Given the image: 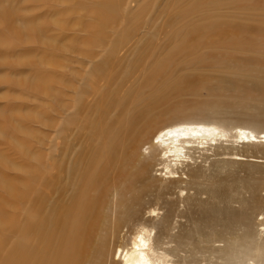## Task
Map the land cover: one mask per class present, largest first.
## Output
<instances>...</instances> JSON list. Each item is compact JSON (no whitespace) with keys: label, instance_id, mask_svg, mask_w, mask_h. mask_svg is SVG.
I'll use <instances>...</instances> for the list:
<instances>
[{"label":"bare ground","instance_id":"bare-ground-1","mask_svg":"<svg viewBox=\"0 0 264 264\" xmlns=\"http://www.w3.org/2000/svg\"><path fill=\"white\" fill-rule=\"evenodd\" d=\"M87 1L76 0L75 8L80 9ZM97 1L91 0L95 6ZM125 2L98 1L92 12L96 34H106L114 24L105 16H117L115 10ZM223 3H232L238 9L246 4L254 8L264 6V0H177L174 16H193L198 11L207 14L179 26L173 46L150 67L145 86L166 78L170 69L184 60L191 67L213 65L234 72L250 69L264 75V27L253 32L246 26H230L223 16L208 14ZM138 9L139 6L127 8L130 16H135ZM241 54L246 55L240 57ZM227 80L217 82L210 93L204 90L202 94L210 102L192 108L199 112H223L225 117L228 112L233 113L231 118L246 123L264 121V77L249 86ZM192 82H201L200 86L206 88L205 80L197 78ZM93 85L102 88L98 83ZM178 86L174 84L171 93H176ZM89 95L85 104L90 121L82 127L86 137L81 147L68 156L62 150L61 160L51 157L45 177L36 172L17 176L11 194L15 212L8 214L0 207V223L9 225L15 235L12 248L7 250V240L0 234V264H188L186 259L197 253L215 254L213 264H264V131L245 125L228 131L175 118L151 129L158 119L147 116L144 133L135 136L133 131L139 119L134 110L135 96L117 117L108 119L103 109L107 102L88 101ZM118 96L116 92L102 100L114 101ZM182 110L179 106L171 109L175 115ZM77 113L75 107L71 115ZM211 156L222 157L225 167L231 166L225 161L231 158L236 168L248 157L254 162L250 166L252 174H259L251 177L247 187L235 191L205 184L189 194L187 190L203 178L201 164ZM195 177L194 182H189ZM163 182L167 188L178 189V196L163 204L162 217L155 226L150 225L154 218L149 215L129 234L132 238L122 233L125 214L140 203V188ZM57 187L60 192L56 196ZM248 189L250 197L246 198ZM183 192L185 197H180ZM202 194L206 201L200 198ZM52 197L55 202L47 209ZM180 200L199 212L204 207L209 225L218 228L219 233L203 232L199 235L201 241L167 237L176 226V221L173 225L172 222L178 217ZM3 202L8 200L3 198Z\"/></svg>","mask_w":264,"mask_h":264},{"label":"rangeland","instance_id":"rangeland-1","mask_svg":"<svg viewBox=\"0 0 264 264\" xmlns=\"http://www.w3.org/2000/svg\"><path fill=\"white\" fill-rule=\"evenodd\" d=\"M75 1L0 0V207L8 214L15 212L11 194L17 176L26 177L36 172L45 177L51 157L61 160L64 158L60 153L62 150L68 156L83 144L86 131L83 133L82 127L90 121L85 104L88 93V101L107 102L103 109L108 119L117 117L127 101L135 96L134 110L139 116L133 131L135 136L144 133L147 116L158 119L151 129L175 118L180 122L216 125L228 131L239 125L264 131V121L246 123L231 118L233 113L228 112L227 118L223 112H199L192 108L210 102L202 92L208 90L210 93L217 87V82L232 79L249 86L255 79L264 77L250 69L234 72L213 65L191 67L184 60L177 62L166 78L145 86L150 67L173 46L179 26L200 20L206 11H198L193 16H174L177 0H126L124 6L115 10L117 16H105L114 25L102 35L93 29L95 16L92 12L98 7L99 0L97 6L89 0L80 9L75 8ZM185 1L195 3L199 0ZM127 6H139L135 16H130ZM208 14L223 16L230 26H246L253 32L264 27V6L254 8L246 4L238 9L232 3H223ZM113 49L116 51L111 53ZM197 78L205 80L206 88L200 86L201 82L193 84L192 80ZM161 82L165 83L164 88ZM94 83L102 88L98 89ZM174 84L179 85L178 91L171 93ZM199 90L201 92L197 94ZM116 92L119 96L114 101L102 100ZM177 106L183 110L175 115L171 109ZM75 107L78 113L71 115ZM254 156L260 159L259 155ZM245 158L242 166L236 168L231 164L234 163L231 158L225 160L231 166L225 167L222 157L211 156L201 164L203 178L187 192L192 194L205 184L228 191L247 187L251 177L259 173L252 174L250 166L254 162ZM238 178L244 182L240 183ZM195 180L196 177L189 182ZM140 189L139 205L132 206L125 214L122 233H128V236L149 215L154 218V224L150 225L155 226L162 217L163 204L178 196V189L167 188L164 182ZM250 191H245L246 198L250 197ZM59 192L60 187H57L55 195ZM184 195L185 192L179 196ZM205 196L200 195L202 201H206ZM3 198L8 203L3 202ZM54 202L55 197H52L47 209ZM177 207L178 217L172 222L173 225L176 221V226L167 237L201 241L199 235L203 232L219 233L218 228L209 225L210 218L204 207L199 212L194 206L188 208L181 200ZM154 209L160 210L150 213ZM0 234L7 240L6 249L10 250L15 235L9 225L0 223ZM196 255L186 259L188 264H213L216 261L215 254Z\"/></svg>","mask_w":264,"mask_h":264}]
</instances>
